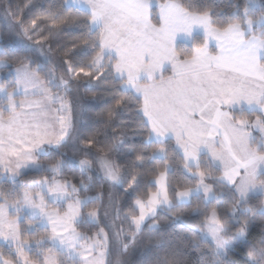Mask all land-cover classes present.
I'll list each match as a JSON object with an SVG mask.
<instances>
[{
  "label": "snow or ice",
  "instance_id": "1",
  "mask_svg": "<svg viewBox=\"0 0 264 264\" xmlns=\"http://www.w3.org/2000/svg\"><path fill=\"white\" fill-rule=\"evenodd\" d=\"M164 213L200 264H264V0H8L0 264H185L142 243Z\"/></svg>",
  "mask_w": 264,
  "mask_h": 264
},
{
  "label": "trees",
  "instance_id": "2",
  "mask_svg": "<svg viewBox=\"0 0 264 264\" xmlns=\"http://www.w3.org/2000/svg\"><path fill=\"white\" fill-rule=\"evenodd\" d=\"M19 2V0H12V3L15 4ZM8 3V0H0V10L3 9L5 4ZM215 3L219 7H224L227 4V0H215ZM55 59V57H54ZM81 100L79 101L80 107L78 108V124L83 125L85 127L95 126L96 122L100 119L97 115L98 112L103 108L106 96L99 92L95 91V85L92 86V90L86 91L81 89ZM128 113H124L123 119H127ZM121 121L118 120L117 124H120ZM109 133V135L113 134L112 129H105ZM124 131L126 135L124 137H118L114 143L119 142V139H124L125 146L127 147L130 144L133 131L131 129L125 128ZM70 177L74 175L76 180L80 179L78 173H69ZM94 182L96 180L93 177ZM199 221H193L187 217L176 218L171 213H164L161 216V231L159 233H148L145 232L144 237H142L143 245H150L151 243L159 240L161 243L167 247L168 245H172L175 249L184 253L183 259L185 264H200V253L197 251H193L192 249L186 246V240L189 238H194L195 233L192 231L194 224H198ZM262 222L257 219L256 224L253 229V233L255 238H259V233L261 230ZM201 248L206 250V245H201ZM230 259L235 260L236 264H243L244 256L239 253V250L235 255L230 257Z\"/></svg>",
  "mask_w": 264,
  "mask_h": 264
},
{
  "label": "rangeland",
  "instance_id": "3",
  "mask_svg": "<svg viewBox=\"0 0 264 264\" xmlns=\"http://www.w3.org/2000/svg\"><path fill=\"white\" fill-rule=\"evenodd\" d=\"M253 134H254V135H259V133H256V132H254Z\"/></svg>",
  "mask_w": 264,
  "mask_h": 264
}]
</instances>
